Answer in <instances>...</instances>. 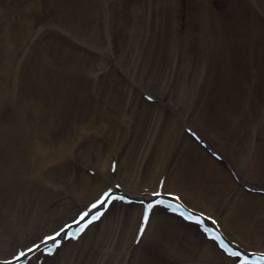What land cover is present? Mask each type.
<instances>
[{
	"label": "bare ground",
	"instance_id": "6f19581e",
	"mask_svg": "<svg viewBox=\"0 0 264 264\" xmlns=\"http://www.w3.org/2000/svg\"><path fill=\"white\" fill-rule=\"evenodd\" d=\"M169 1L164 2L170 6ZM260 2L264 8V0ZM118 3L59 0L56 15L65 32L56 30L41 41L40 33L34 37L29 34L33 29L41 31L36 18L37 12L39 18L43 16L40 0H0V43L10 44L11 40L13 44L11 50L6 49L9 54L2 51L0 70L9 63L13 70L12 63L17 66L20 62L18 73L23 83L17 87L11 79L8 91L14 99L10 101L4 94L9 84L0 81V99L7 105L0 111V119L7 120L0 129V147L4 145L0 150V264H238L216 236L244 252L250 261H259L264 254V91L256 89L258 79L235 72L230 67L234 61L228 60V54L244 56L237 50L239 44L247 47L251 59H262L259 63L264 65V30L257 31L256 11L252 12L244 0L233 2L234 10L244 18L231 24L227 13L216 11L215 27L205 11L189 12L191 19L205 27V35L211 32L207 28L225 36L236 35L227 47L224 40L214 41L218 50H208L210 62L195 65L198 89L202 90V81L208 82L201 96L193 91L182 93L183 81L172 86V93L153 84L157 69L162 74L167 69L161 56L174 41L164 37L169 30L162 27L169 16L163 7L154 5L158 15L146 9L152 17L143 23L134 2ZM202 6L207 8L204 3ZM76 7L77 21L71 13ZM176 9L172 15L183 28L179 3ZM195 22L187 25V30ZM104 24L113 36L121 35L119 41L113 40L114 46L109 44L108 35L103 44L106 54L118 52L125 69L120 79L123 82L116 89L102 91L101 99L90 92L62 90L56 76L61 44L68 48L64 57L76 56L74 47H80L82 39L95 47ZM129 31L131 36L126 35ZM177 38L176 52L183 40L180 35ZM154 39L160 42L156 51L151 45H156ZM195 40L192 36L191 42ZM143 44H149L146 51ZM135 52L143 57L138 63L132 61ZM15 54L17 60L12 57ZM215 56L219 60L214 62L210 58ZM105 59L103 65L107 64ZM188 61L180 79L190 72L192 62ZM209 69L218 72L220 85L209 83L214 79L206 78ZM86 72L83 78L93 82L94 77ZM131 75L138 80L133 85ZM79 78L78 82L82 75ZM240 78L242 84L237 82ZM235 82L242 86V95L231 98ZM101 86L94 87L101 90ZM92 113L99 118H92ZM21 147L29 148L31 158L25 170L56 168L52 171L56 185L39 183V199L31 211L22 212V217L18 204L11 206L8 200L15 182H28L18 169L26 160L17 155ZM158 200L167 204H157ZM150 203L154 207L149 216ZM81 214L85 216L79 222L76 219ZM92 215L94 219L88 220ZM192 215L202 223L188 218ZM80 227L83 231L79 234ZM20 252L26 256L21 257Z\"/></svg>",
	"mask_w": 264,
	"mask_h": 264
},
{
	"label": "rangeland",
	"instance_id": "374dc122",
	"mask_svg": "<svg viewBox=\"0 0 264 264\" xmlns=\"http://www.w3.org/2000/svg\"><path fill=\"white\" fill-rule=\"evenodd\" d=\"M46 1L45 0H40V3L42 4L41 5V8H42L41 11L43 12V16H40V18H39V13L38 12H37V14L35 12L32 14V15L36 14L38 16L36 18L38 19L37 23H38V25H40L41 31L40 32L39 31L35 32L34 29H33L32 31L29 32V34L32 35L33 37H34V35H37V33H40L39 37L42 39L41 41L46 40L56 30H59V31L62 30V31L65 32V30L60 25V23H61L60 20L57 18L59 16L56 15V11L59 10V6H58V1L59 0L58 1L57 0H46ZM123 1L125 3L126 2L127 3L128 2L129 3L134 2L135 8L136 9L139 8L138 15L139 16L142 15L141 16L142 17L141 21L143 23H145V21H148V22L151 21V17L152 16L149 15V11L150 12H154L155 13V14L153 13L154 15H156V14L158 15L159 9H158V7H157V9H155L154 5L156 3H157L156 5H158V3H159V7L160 8L163 7V9L165 10L166 14L169 16L168 19L166 18L168 20L167 24L164 25L165 24L164 23L163 24L164 27H162V29L164 28V29H167V31L169 30V32L167 34H165L164 37H167V35H168L170 40H172V41L174 40L175 41V39H178L177 38L178 35L182 36L183 40L181 41V44L178 47L176 46L178 52H176L175 49H173V48H175L174 41H173L172 45L167 46L169 48H167V52H165V56H167L168 58L165 57L164 55L161 56L163 58L161 60L163 61V64L166 63V65L165 64L164 65L166 66L167 69L163 70V74L161 72H159L158 69H157L158 74L154 78V81H153V84H156L157 86H162V87L166 88L167 90L170 91V93L174 92L173 89H172V86L175 87L178 84L177 82L183 81V83H181V84H183V87H184L183 90L181 91L182 93L183 92L185 93V91H187L186 93H188V91H193V93L196 92L198 94L199 93L201 94L202 91H203L204 86L208 82H207L206 79L204 81H202V86H203L202 90L198 89V87L200 85H198L195 82V79L197 78V76H196L197 73H196V70H195L196 66L195 65H197V64L199 65L202 62L205 63V61L206 62H210L209 56H211V54L209 53L208 50H210V52H211V49H212V51L213 50H215V51L218 50V47L214 48V46H216L215 44H217V43L214 44L213 43L214 41L220 42V41L224 40V43H225L224 46L227 47V46L230 45V39L233 36H236L235 33H234L233 36H232V33H229L228 35L225 36L224 33L222 34L221 32H219V30H215L213 28H207L211 32H209L208 35H205L206 32H204L203 29H202V28H205V27L201 26L202 25L201 23H196L194 21V19H191L190 18V13L192 12V13L195 14V10H198L199 12H202V11L204 12L205 11L204 13L206 15V18L210 19L209 21H211V24L214 27H215V24L217 22L216 19L214 20V18H215L214 15H215L216 11L222 10L223 11L222 14H226L227 13L229 15L228 23L231 22V24L234 23V21H236V19L242 18V17L244 18V16H245L242 13H238V12H236L234 10L236 6H235V4L233 2L237 3L239 0H212L211 4H209V1H211V0H180V2H174L175 0H171V1H169V0H163V1L162 0H114V4L116 2H120V3H118L120 5ZM164 1H166V2L169 1L170 6H169V4L165 3ZM244 2H245L246 5L250 4L249 5V9L252 10V12L256 11V15H254V16H258L255 19V21H256L255 23L258 24L257 31L264 30V14H263L264 8L259 6L263 2H260V0H244ZM176 3L177 4L179 3L181 5V10L180 11H181L182 14H184L183 16L182 15L180 16L179 21L182 18H184V20L187 21L186 24H185V21H184V23H181V24H184L183 28L179 27L180 25H178L179 23H178L177 17L175 15L174 16L172 15L175 12L174 9H176V7H177ZM202 3H204V5L207 8H209V9H207V8L205 9V7L202 6ZM152 4H153V7H152ZM209 6H211V8ZM76 9H77V7L75 9H73L71 11V13H72L73 19L77 21V19L80 20V18H79V16H77L78 14H76ZM146 9L149 10V11H147ZM252 12H251V16L253 15ZM59 13L60 12H58V14ZM181 13H179V14H181ZM192 21H193V23L195 22V24L193 25L192 29L187 30V25H190V23L193 24ZM97 27H99V25ZM120 27H122V26H120ZM103 28L104 29L100 30V33H97L98 39L99 40L103 39V40L102 41L96 40L98 42V44H97V42L93 43V45H95L96 49H94L95 48L94 46H92L91 44H88L87 42H85L82 39V41L80 40V47H74L79 52L76 51L75 49H72V50H74L73 53H75V51H76V53H75L76 56H74V54L69 55L67 53L65 55L66 56L69 55V56L68 57H64L63 53H64V49H66V48L64 47L63 43L61 44L62 49H61L59 55H62V56L58 57L57 63L59 64L58 65L59 68L56 69L57 70L56 71V73H57L56 76L58 77V80H57L58 85L57 86L61 87L62 90L65 89L68 92L72 91V92H78V93H80L82 91L83 92H88V93L90 92L93 95H96V94L99 95V97H100L99 99H101V94H104L102 91H109V89L112 90L113 88L116 89V86L123 82L120 79L122 78L123 74L125 73L124 72L125 69H124V67L122 65V62L120 64L119 57H118V52L113 51V54H112V52H110V54L109 53L106 54L108 52V50L104 48L105 45L103 44V42L105 41L104 37L108 35V37H109L108 39L110 40L109 44L111 46H114V44H115L114 41H116V42L119 41L120 38H121V35L113 36L112 32L110 31L111 28L109 27V25H108V27H105V24H104ZM200 29H202V30H200ZM36 30H39V29H36ZM171 30H173V31H171ZM190 30H191V32H190ZM107 31H110V32H107ZM119 32H123V31L120 30ZM130 34L132 35V31H129V32L126 33L127 36H131ZM95 35H96V33H95ZM156 35L160 37L158 32H157ZM100 36H102V38ZM192 36L196 39L195 42H191ZM155 41H156V45H155V43L151 44L152 47H153V51H156V49H158L155 46L159 45V43H160L159 41H157V39ZM207 41H208V43H207ZM9 43L10 44L7 43L8 45L6 44V42L0 43V55H2V53L4 51L7 54H9L8 51H6V49L7 50H11L10 49L11 45L13 47V44H12L11 40H10ZM165 43H166V41H165ZM210 43H213L214 45L212 44L213 45L212 46ZM232 43H235V42H232ZM40 44H43V43H40ZM175 44L177 45V43H175ZM258 44H259V42H258ZM66 45H68V44H66ZM88 45L91 46V47H89ZM97 45L101 49V52L97 50L98 49ZM148 45L149 44H147V45L143 44V47H144L145 51L147 50ZM81 46H85V48L83 47L84 49H81ZM219 46H222V44H220ZM240 46L241 45L237 44V47H238L237 50H239V52H241V50H242V52H244V53H242V52L241 53L244 56H241V54H240L239 56H237V58H234V56H235L234 53H233L232 56H229V54H228V60L230 61V59H231V61H234V64H231L229 62L230 65H231L230 67H233L235 69V72L237 71L239 74L249 75V77H252V79H255V78L258 79L259 83H258L256 89L259 90V92L261 93V92L264 91V71H263L264 69L262 70V68H264V65H260L262 59L261 60L251 59L252 56L249 55L250 53H249V50L247 49V47L243 48L242 46L241 47ZM222 48H224V47H222ZM112 49H114V48L112 47ZM115 50H117V48ZM222 50L224 51V49H222ZM80 52H82V53H80ZM227 52H228V48H226V53ZM169 53H171V54H169ZM176 53H179L180 56L177 57ZM140 56L141 55L138 54V52H135V54H134V56L132 58V61L134 63L140 62V60L143 58L142 56L141 57ZM12 57L15 58L14 60H17V54L13 55ZM19 57H18V60H23V59L26 60V58L19 59ZM102 57H104V58H102ZM218 57L219 56H217V57L215 56V57L210 58V59H214V62H215V61L219 60ZM61 58H64V59H61ZM107 58H108V60H107ZM103 59L107 60V64L106 65H103L104 64L103 63L104 62ZM0 60H1V58H0ZM59 61H61V62H59ZM186 61H188V62L191 61L192 62V64H191L192 67L189 66L190 72H187L188 74L186 73L187 77L184 78V79H180L181 78L180 74H181V71H183L184 68H185L184 67V63ZM28 62L30 64L33 63L31 57H30V60ZM188 62H187V64H188ZM12 65H11V67H13L15 70L14 69L12 70L11 68H9L10 67V63L9 64H5V66H2V64H1V66L4 69L0 70V81L3 82V80H4L5 84H9L11 79L12 80L14 79L17 82V85L14 84V86H17V87L23 86L22 80L20 79V75H19L20 73H18V72H20V70H18V69H21V63L18 62L17 66L15 65V63H12ZM5 70H7L8 73H4L3 71H5ZM86 70H87L88 73L86 72ZM134 70H135V68H134ZM49 72L51 74V71H49ZM85 72L88 75L94 77V81L93 82L91 80L88 81V80H86V78H83ZM206 73H207L205 75L206 78H209L211 76L214 78L212 80H208V81H210L209 83L220 85L218 78L221 79V77H218L219 76L218 72H214V70L212 71V70L209 69V70H207ZM203 74H205V73H202V75ZM81 75H82V78H81L82 80H80L78 82L77 78H79ZM88 75H86V77H88ZM112 76L118 77V80H111L110 81L108 77H112ZM138 76H140V75H138ZM163 76H164V79L160 80V78L162 79ZM132 78H133V76L131 77V84L133 85L138 80H136L134 78L132 79ZM64 80L67 81V83H65V82L63 83ZM238 81L242 84V79L241 78H240V80H237V82ZM162 82H163V84L165 86H163ZM237 82H235L233 84L232 88L234 90L232 92H234V93L230 96L231 98L235 97L236 94H237L238 97L242 95V89L240 88L242 86H240ZM18 83L20 85H18ZM93 85L94 86L95 85H97V86H99V85L101 86L102 85L101 86L102 89L100 90V88H96ZM106 86H108V87H106ZM5 87H6V89H5L4 94L6 93L7 96L10 97V101H11V99H14V98H13V94H10V92L8 91V88L10 87V84L9 85H5ZM190 89H192V90H190ZM57 90H58V88H57ZM134 90L138 91L137 88H135ZM153 93H156V92L153 91ZM201 96H202V94H201ZM228 98L229 97H227V99ZM93 99L94 98L92 97L91 98L92 102H90V103H93V101H94ZM14 101L13 102L16 104L17 111H18V108H19L18 101L16 99ZM15 104H13L14 108L13 107L12 108L15 109V111H16ZM226 104H227V102L225 101V105ZM257 104H261V103H257ZM2 105H3V107H2ZM6 106H7L6 104L5 105L3 104L2 99H0V111L4 110ZM86 115H88V113H86ZM91 117L92 118H99L96 115V113H92ZM9 119L11 120V117ZM89 119L86 120V121L91 122ZM0 120L2 121V122L0 121V127H1L0 129L3 130V125H5V123H7V120L5 118H2ZM1 123H3V124H1ZM14 126H17V124H14L13 127ZM51 138L54 140L53 136ZM3 146L4 145H2V147H0V150H2L4 148ZM25 148L27 150H24ZM24 149L22 147L20 149H18L19 151H18L17 155L19 156V158L23 157L26 160L27 159L28 160L26 162V160L24 159L25 160L24 161L25 164H24V167L22 166L23 168H21V165L19 166V168H18V169H20L19 173H20V175L22 176L23 179L28 180V182H27L28 185L30 183H32V185L33 184L34 185H33V187L32 186L31 187H27V184L21 179L22 180V182L20 181L21 183H16L15 182V185H14V188H13L14 190L12 191V195L13 196L11 197V194H8L9 195L8 200H10L12 202V203H10L11 206L16 203L20 207L21 210L19 211L20 212L19 216H21V217L23 216L22 212H24V210L31 211L32 207L34 208L35 203L38 201V199H39L38 198L39 197V189L37 188L38 187L37 185L39 183L45 184L46 187L47 186H50V187L53 186L54 187L55 180H54V174L52 173V171L56 169V168H49V166H48V167H45L44 169L41 168L38 171L25 170L24 168L28 164V161H29V163H31V158H30V155L27 154V151H29V148L28 147H24ZM236 152H238V151L236 150ZM7 159H8V162H9L10 161L9 157H7ZM38 162H39V160H38ZM227 162L228 163L230 162L229 159H227ZM41 177H43V178H41ZM37 179H38V183L35 184L34 182ZM55 185H56V183H55ZM46 187L45 188L43 187V189L46 190ZM241 188H243V187H241ZM48 192L53 193L52 190H49ZM248 192H250V191H248ZM128 261H131V258H128Z\"/></svg>",
	"mask_w": 264,
	"mask_h": 264
},
{
	"label": "snow or ice",
	"instance_id": "6c2138e0",
	"mask_svg": "<svg viewBox=\"0 0 264 264\" xmlns=\"http://www.w3.org/2000/svg\"><path fill=\"white\" fill-rule=\"evenodd\" d=\"M121 199H123V198L121 197ZM101 203H104V201H102ZM156 203L157 204H167V201L158 200ZM168 206L174 208V205H168ZM153 207H154V205L151 204V203L148 205V214H149V216L151 215V212H152ZM182 214H184V213H182ZM188 218L191 219V220L197 221L199 223H202V221L197 216L192 215V216H189ZM144 219H145V227H147L148 216H145ZM142 234L143 233L141 232V235ZM215 238L218 239V240H221L222 247H224L225 250L232 257H235L237 259L238 264H264V254H261L259 261H250L248 259V257L245 255L244 252L238 251L235 248L229 246L227 243L223 242V237L216 236ZM29 251H31V249H29ZM48 251H49V253H52L53 250L50 248V249H48ZM20 256L21 257L26 256V253L20 252ZM17 259H19V257H17Z\"/></svg>",
	"mask_w": 264,
	"mask_h": 264
}]
</instances>
